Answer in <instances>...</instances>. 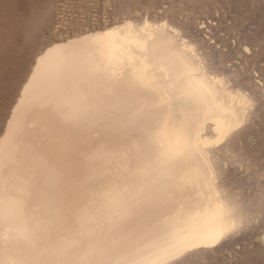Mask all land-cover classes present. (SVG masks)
I'll return each instance as SVG.
<instances>
[{"label":"snow or ice","instance_id":"obj_1","mask_svg":"<svg viewBox=\"0 0 264 264\" xmlns=\"http://www.w3.org/2000/svg\"><path fill=\"white\" fill-rule=\"evenodd\" d=\"M142 27L149 28L150 22ZM171 31L174 47L179 50L188 44L175 28ZM51 42L63 43L65 48L77 43L63 37H53ZM188 52H180V71L175 75L172 69L153 67L146 48L143 59L129 57L127 63L102 55L91 63L70 58L56 67L54 86L45 102L51 119L45 135L30 146L32 175L25 182V195L39 193L41 215L17 233L27 241L24 249L9 247L15 237L0 240V264H200L195 258L200 250L215 248L252 216L258 214L264 221V180L258 195L245 203L251 215H241L232 202L215 205L212 215L219 227L210 235L190 227L202 214L199 203L175 207L176 191L189 190L182 175L186 161L201 160L202 182L214 179L213 157L235 139L233 134L243 128L256 102L251 86L235 79L229 83L219 77L214 64L202 68L196 51ZM113 83L139 98L135 111H129L110 87L100 90L101 84ZM221 92L231 99L227 106L216 104ZM193 96L204 106L202 119L197 123L174 119L173 109ZM259 103L264 105V88ZM213 117L224 121L219 129L222 135L206 140L201 128ZM83 127L88 135L74 140V131ZM45 145L55 146L58 153L74 151L78 158L71 164H57ZM17 147L15 134L5 132L0 142L2 193L18 179L13 173V167L21 163ZM113 157L124 161L125 171L131 174L125 189L129 194L105 193L94 199L95 177L90 168L97 160ZM22 206L23 201L10 195L0 198V219L10 225L12 209ZM53 233L60 236L54 242L47 239ZM145 239H151V245H143Z\"/></svg>","mask_w":264,"mask_h":264},{"label":"bare ground","instance_id":"obj_2","mask_svg":"<svg viewBox=\"0 0 264 264\" xmlns=\"http://www.w3.org/2000/svg\"><path fill=\"white\" fill-rule=\"evenodd\" d=\"M145 22H150V27L147 29L142 27ZM165 23L168 25L167 28L163 27ZM125 24H131V27H120ZM157 25H161V27L158 29ZM204 27L207 26L203 21L200 28ZM173 28L180 33L183 39L188 41L186 46L180 45L179 50L174 47L175 36L171 31ZM93 35L99 38H91ZM81 37H88V39H81ZM65 38L77 41L76 45L72 48H65L63 43L48 42L36 53L26 76L17 74L15 63L9 57L6 40L0 38V118L4 103L17 92L10 113L0 132V142L4 140L5 132L9 135L15 134L16 145L18 146L16 155L21 161L13 167L14 176L18 179L12 181L7 193L0 192V198L10 195L14 199L23 201V206L20 209H12V222L10 225L0 219V240L7 236L15 237L9 241V247L13 250H21L26 247L27 241L18 236L17 233L26 226L33 224L35 219L41 215L39 193L33 192L31 196L25 195L28 190L25 182L29 181L32 175V164L28 156L34 139L45 135L44 128L51 119L50 110L45 106V102L48 93L54 86L56 67L62 61L71 58L79 63H91L99 60L102 55H111L117 62L127 63L129 57L133 60L143 59L144 49L146 48L153 67L172 69L175 75L179 74L180 71V52L183 51L185 54L190 55L188 50L193 49L197 53L202 68L212 63L216 66L219 77L228 79L229 83L232 79L240 80L238 70L233 66L226 65L223 58L225 55L211 52L208 50L209 47L204 46L203 38L188 35L184 32L182 26L168 20L150 19L147 16H143L141 19L124 17L101 28L90 29ZM247 49L246 47L245 50ZM218 57L219 60L217 61L216 58ZM243 82L254 90V100L256 102L250 109L249 118L245 121L243 128L238 129L237 133L233 134L235 139L230 144L221 146V151L213 157L216 169L215 178L202 182L203 164L201 160L192 158L186 161L182 170V175L185 177L189 190H178L175 193L174 204L176 208H179L181 203H199L201 205L202 214L190 227L205 235L212 234L219 227L218 221L212 215L215 205H227L232 202L239 206L238 210L241 215L245 214L244 206L241 204V200L245 197L243 184L249 177H257L256 171L250 170L249 164L243 162V156L238 151V143L248 137L251 118L259 116V112L264 110V105L259 103L264 82L263 84L259 81L247 80ZM109 87L115 95L120 97L121 102L129 111H135L139 106V98L127 93L120 84H101L100 90L104 91ZM229 103H231L230 97H225L223 92L219 93L216 104L227 106ZM203 114L204 106L196 96L186 100L178 110L173 109V118L178 121L182 120L185 123H197L202 119ZM223 124V120L217 122L215 117L209 118L201 128L204 139L213 140L217 135H222L219 129L223 127ZM87 135L88 129L83 127L74 131L73 139ZM111 147L110 145L109 151ZM45 150L48 151L50 159L60 165L71 164L78 158L77 153L74 151L58 153L55 146L45 145ZM126 167L124 161L115 157L94 162L90 168V174L95 177L92 182V189L96 195L93 198L100 199L105 193L128 195L129 193H126L125 189L129 187L132 178L131 174L125 171ZM238 169L248 172L244 176L233 178L232 175ZM135 179L138 183L139 178ZM252 226L251 219L245 223L244 227L226 234L215 248L200 250L195 258L201 263L215 256L217 252L235 242L237 232H248ZM59 238L58 234L53 233L47 239L54 242ZM262 240L264 241V232ZM151 243V239L142 241L143 245H151Z\"/></svg>","mask_w":264,"mask_h":264},{"label":"rangeland","instance_id":"obj_3","mask_svg":"<svg viewBox=\"0 0 264 264\" xmlns=\"http://www.w3.org/2000/svg\"><path fill=\"white\" fill-rule=\"evenodd\" d=\"M143 16L182 26L188 35L203 38L208 50L225 55L226 65L238 70L240 82L263 84L264 0H0V38L6 40L17 74L26 76L36 53L51 38L101 28L124 17ZM203 21L207 27L200 28ZM16 95L2 107L0 132ZM259 113L249 121L248 137L238 143L243 162L257 173L243 184L241 204L247 215L251 213H247L245 203L258 195L264 180V110ZM246 172L238 169L232 177ZM252 225L248 232H237L231 246L200 264H264V221L257 214L252 216Z\"/></svg>","mask_w":264,"mask_h":264}]
</instances>
